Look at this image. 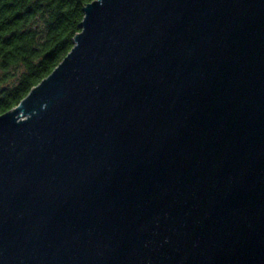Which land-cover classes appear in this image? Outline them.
<instances>
[{"label":"water","instance_id":"water-1","mask_svg":"<svg viewBox=\"0 0 264 264\" xmlns=\"http://www.w3.org/2000/svg\"><path fill=\"white\" fill-rule=\"evenodd\" d=\"M0 114V264H264V0H92Z\"/></svg>","mask_w":264,"mask_h":264},{"label":"trees","instance_id":"trees-1","mask_svg":"<svg viewBox=\"0 0 264 264\" xmlns=\"http://www.w3.org/2000/svg\"><path fill=\"white\" fill-rule=\"evenodd\" d=\"M90 1L0 0V114L69 52Z\"/></svg>","mask_w":264,"mask_h":264}]
</instances>
